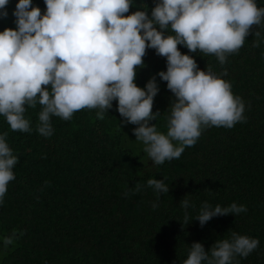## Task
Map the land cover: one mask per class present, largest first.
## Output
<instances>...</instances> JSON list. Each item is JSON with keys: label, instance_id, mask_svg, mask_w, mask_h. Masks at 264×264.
Wrapping results in <instances>:
<instances>
[{"label": "trees", "instance_id": "1", "mask_svg": "<svg viewBox=\"0 0 264 264\" xmlns=\"http://www.w3.org/2000/svg\"><path fill=\"white\" fill-rule=\"evenodd\" d=\"M17 2L9 0L0 31L16 27ZM32 3L42 14L46 10L44 0ZM155 4L135 0L126 15L147 7L151 16ZM257 27L223 66L214 54L178 45L200 69L227 70L223 78L244 100L246 119L232 128H206L179 159L162 165L152 166L146 153L138 156L125 146L136 125L123 122L115 100L103 119L98 109L87 108L68 121L53 116L51 137L36 130L39 104L26 112L28 133L12 131L0 116V132H8L7 142L19 158L0 206V237L24 232L7 249L0 243V264H183L192 243L201 242L207 251L232 232L260 241L247 258L236 257L239 264H264V28ZM143 60L135 83L143 88L156 75L159 92L152 111L161 114L150 123L166 132L174 97L157 75L166 71V57L149 48ZM153 178L164 179L169 192L148 187ZM183 199L191 204L187 219ZM204 202L213 207L235 202L247 211L218 215L201 226L194 218Z\"/></svg>", "mask_w": 264, "mask_h": 264}, {"label": "clouds", "instance_id": "2", "mask_svg": "<svg viewBox=\"0 0 264 264\" xmlns=\"http://www.w3.org/2000/svg\"><path fill=\"white\" fill-rule=\"evenodd\" d=\"M44 3L42 14L32 0H18L13 11L16 27L0 31V116L12 131H32L26 112L37 104L41 110L36 130L51 137L53 116L68 121L87 108L98 109L97 117L103 119L115 100L123 122L137 125L135 140L142 143L148 160L159 166L179 159L206 128H232L246 119L244 100L223 78L227 70L217 73L210 65L200 69L178 45L193 53L214 54L223 66L229 55L238 53L254 25L264 28V6H258V0H156L151 16L147 7L126 15L135 0ZM8 4L0 0V18L8 16ZM149 48L167 61L166 71L157 74L174 97L166 132L150 123L161 114L152 111L159 92L156 75L143 88L135 83ZM7 137V131L0 132V206L19 161ZM147 186L156 193L169 192L164 179H149ZM180 203L187 219L190 201ZM246 211V205L235 202L228 207L204 202L194 219L203 226L215 216ZM23 234L13 230L0 237V243L7 249ZM259 243L237 232L216 240L207 251L194 242L183 264H239L236 257L247 258Z\"/></svg>", "mask_w": 264, "mask_h": 264}, {"label": "rangeland", "instance_id": "3", "mask_svg": "<svg viewBox=\"0 0 264 264\" xmlns=\"http://www.w3.org/2000/svg\"><path fill=\"white\" fill-rule=\"evenodd\" d=\"M137 127V125H136ZM135 135H127L125 146L130 147L134 154H137L138 156H145V153L143 152V145L141 142L135 140Z\"/></svg>", "mask_w": 264, "mask_h": 264}]
</instances>
